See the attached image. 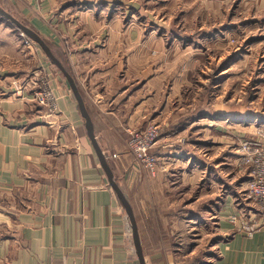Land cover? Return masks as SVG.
Wrapping results in <instances>:
<instances>
[{
    "label": "crops",
    "instance_id": "1",
    "mask_svg": "<svg viewBox=\"0 0 264 264\" xmlns=\"http://www.w3.org/2000/svg\"><path fill=\"white\" fill-rule=\"evenodd\" d=\"M99 3L11 0L14 13L9 12L27 16L30 25L24 24L39 34L89 31L90 37H74L70 44L83 49L70 51L67 43L63 48L85 96L96 141L132 208L145 263L174 264L178 250L169 225L182 216L166 208L179 199L175 185H191L201 177L205 181L209 167L196 169L199 163L188 149L193 144L187 134L210 115L192 117L187 109L186 117L182 113L172 119L181 86L176 82L164 89L159 56L136 68V56L123 62L108 49L87 48L98 46ZM16 31L0 19V264H139L127 214L100 165L73 95L54 68L43 63V53L25 46ZM35 67L50 77L57 99L51 115L33 104L30 89L20 90ZM148 119L160 121L163 129L155 147L160 160L155 175L127 149L126 129ZM184 134L187 142L181 139ZM226 159L238 168L237 151L216 164L224 166ZM235 192V184L230 192L223 188L213 205L209 195L206 203L204 193L200 198L204 212L218 215L216 230L223 238L238 226L241 212L248 211L236 205ZM215 246L216 264H264V229L252 236L233 233Z\"/></svg>",
    "mask_w": 264,
    "mask_h": 264
},
{
    "label": "rangeland",
    "instance_id": "2",
    "mask_svg": "<svg viewBox=\"0 0 264 264\" xmlns=\"http://www.w3.org/2000/svg\"><path fill=\"white\" fill-rule=\"evenodd\" d=\"M99 2L98 46L91 44L87 48L108 49L111 56L119 57L123 62L136 56V63L133 64L136 68L144 65V60L148 62L149 57L159 56L163 59L164 89L176 82L181 86L182 97L178 106H173L177 116L172 119L180 118L178 114L182 113L186 117L187 109L192 117L210 115L209 119L196 125L195 131L185 133L189 135L187 140L193 144L188 149L195 162L199 163L196 169L201 170V165L209 167L205 181L202 177L191 185L180 181L181 184L175 185V199H179H176L174 207L166 210L182 216L178 224L172 219L169 225V231L174 232L172 242L178 250L173 256L174 264H216L219 255L215 245L238 231L235 227L231 234L227 233L228 237L223 238L224 233L216 230L218 215L213 211L211 214L204 212L200 198L204 193L206 203L209 195L213 205L223 188L230 192L235 184L234 198L240 207L249 169L238 165V168L231 167L227 159L224 166L216 162L228 156V152L238 151L241 140L257 137V131L264 130V0ZM3 3L6 10L13 12L11 0H0V4ZM15 14L21 22L30 25L27 16ZM16 32L20 34L18 30ZM87 32L81 35L79 31L56 30L40 35L51 45L61 48L67 57L64 45L67 43L70 51L83 49L70 44L74 37H90ZM94 36L97 38L96 34ZM33 45L43 53L35 43ZM42 56L43 63L50 64L70 90L58 68L44 53ZM220 70L221 75L218 74ZM32 71H41L44 75L42 67H35ZM47 84L53 89L48 76ZM82 96L84 99L85 96ZM155 123L159 126L160 136L149 154L157 159L156 167H159L155 147L163 131L160 121L148 119L140 126L127 128L126 133L128 140L132 134ZM209 124L211 128L208 130ZM185 134L181 137L184 142ZM206 141L210 144L206 145ZM144 169L152 175L156 172Z\"/></svg>",
    "mask_w": 264,
    "mask_h": 264
},
{
    "label": "built area",
    "instance_id": "3",
    "mask_svg": "<svg viewBox=\"0 0 264 264\" xmlns=\"http://www.w3.org/2000/svg\"><path fill=\"white\" fill-rule=\"evenodd\" d=\"M20 37L24 45L33 47L32 41L22 33ZM45 79V80H44ZM31 90L32 100L49 115L57 111V99L54 91L47 84L46 75L41 71H33L21 82L20 90ZM257 137L243 139L238 144L237 165L249 169L246 188L240 200V205L247 212H241L237 233L244 232L252 236L259 229H264V130H258ZM160 136L157 123L132 134L127 140L128 152L135 160L150 171H156L157 159L149 154L150 149ZM116 155H112V159Z\"/></svg>",
    "mask_w": 264,
    "mask_h": 264
},
{
    "label": "water",
    "instance_id": "4",
    "mask_svg": "<svg viewBox=\"0 0 264 264\" xmlns=\"http://www.w3.org/2000/svg\"><path fill=\"white\" fill-rule=\"evenodd\" d=\"M0 18L8 21L16 30H18L22 35H24L27 39L35 43L41 51L44 53L46 58L50 61L52 65L58 68V70L62 73L63 77L66 79L67 84L70 88V91L77 103L78 110L82 116V118L85 121V127L87 130V134L90 138V141L92 143V146L95 150V153L99 159L100 165L102 169L105 171L108 181L122 203L125 212L127 214L129 224H130V230L132 233V238H133V245L135 249L136 256L138 258L139 264H146L144 255L142 252L141 244H140V238L137 230V225H136V220L132 211V208L126 199L124 193L122 192L121 188L116 182V179L114 178V174L106 161V158L99 147L95 135H94V129L92 125V121L89 115V112L87 110L85 101L83 99V96L78 88V85L76 84V81L74 79V76L70 74L62 65V63L58 60V58L54 55L52 52L50 46L47 44L45 39L34 29L28 27L24 23H22L20 20H18L16 17H14L9 11H7L1 4H0Z\"/></svg>",
    "mask_w": 264,
    "mask_h": 264
},
{
    "label": "trees",
    "instance_id": "5",
    "mask_svg": "<svg viewBox=\"0 0 264 264\" xmlns=\"http://www.w3.org/2000/svg\"><path fill=\"white\" fill-rule=\"evenodd\" d=\"M46 41V40H45ZM47 44L50 46L52 52L54 53V55L58 58V60L62 63V65L64 66V68L70 73L72 74L71 70H70V66L68 64V60L67 57L65 55V52L56 46L51 45L48 41H46Z\"/></svg>",
    "mask_w": 264,
    "mask_h": 264
}]
</instances>
